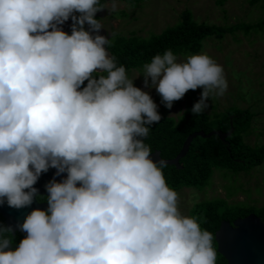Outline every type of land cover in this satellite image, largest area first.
<instances>
[{
  "label": "clouds",
  "instance_id": "9594fccd",
  "mask_svg": "<svg viewBox=\"0 0 264 264\" xmlns=\"http://www.w3.org/2000/svg\"><path fill=\"white\" fill-rule=\"evenodd\" d=\"M101 9L100 0H0V202L28 206L42 172L66 173L44 185L46 210L17 225L18 245L0 226V264H216L213 234L181 214L165 161L150 158L144 138L161 117L109 55L115 34H97ZM69 19L70 34L58 27ZM137 77L165 108L201 89L192 115L227 89L206 53L178 61L165 49Z\"/></svg>",
  "mask_w": 264,
  "mask_h": 264
},
{
  "label": "rangeland",
  "instance_id": "374dc122",
  "mask_svg": "<svg viewBox=\"0 0 264 264\" xmlns=\"http://www.w3.org/2000/svg\"><path fill=\"white\" fill-rule=\"evenodd\" d=\"M104 1L105 12L97 17L102 28L97 34L105 38L110 33L127 35L130 32L148 38L174 26L185 9L191 11L194 21L218 26L264 20V7H251L245 0H144L136 6L118 0ZM112 4L115 10L108 11ZM199 53H206L221 65L227 81L225 93L211 96L204 111L211 115L230 109H248L254 117L244 142L249 146L264 144V28L247 35L242 32L226 35L221 40L207 38ZM186 56H178L177 60L182 61ZM138 72L126 71L134 86L148 91L161 115L177 120L189 97L194 101L199 99L201 89L188 90L171 108H165L154 89L143 88ZM176 193L178 210L187 216H191L196 205L214 199H223L228 205L260 207L264 205V162L238 175L216 168L203 189L182 188Z\"/></svg>",
  "mask_w": 264,
  "mask_h": 264
},
{
  "label": "trees",
  "instance_id": "16d2710c",
  "mask_svg": "<svg viewBox=\"0 0 264 264\" xmlns=\"http://www.w3.org/2000/svg\"><path fill=\"white\" fill-rule=\"evenodd\" d=\"M118 1L136 6L144 0ZM245 1L251 7L258 5L264 7V0ZM100 4L103 5V2L100 1ZM263 28L264 20L254 24L239 23L230 26L198 23L193 20L191 11L185 9L179 14L178 22L174 26L165 28L159 34L148 38L140 37L134 32L127 35L115 34L106 47L109 55L115 58L118 65H123L126 71H139L153 55L162 54L165 49H171L177 57L195 54L202 50V44L207 38L221 40L226 35H234L237 32L247 35L250 31H261ZM65 32L70 34V30ZM83 86L82 84L81 87ZM195 102L189 97L177 120L160 114V121L150 126L149 134L144 138V143L152 150L151 154L158 152L161 159L172 160L179 154L189 135L198 132L205 135L195 136L191 140L186 153L178 161V167L174 165L163 167V176L170 188L175 191L182 188L203 189L216 168L238 175L247 173L264 162V144L249 146L244 142V137L249 135L253 113L248 109H230L211 115L205 111L199 115H192L189 110ZM213 131L226 136L224 139L217 135L207 136ZM40 197L45 196L37 197L39 202H46ZM251 214L264 223V205L260 207L228 205L223 199H214L196 205L191 211V217L197 220L201 228L211 232L213 237L222 221L231 224L234 220ZM0 226L5 227L1 216ZM10 235L12 247L18 245L24 238L18 232ZM213 247L216 249L214 239ZM216 264H226L218 252Z\"/></svg>",
  "mask_w": 264,
  "mask_h": 264
},
{
  "label": "water",
  "instance_id": "95a60500",
  "mask_svg": "<svg viewBox=\"0 0 264 264\" xmlns=\"http://www.w3.org/2000/svg\"><path fill=\"white\" fill-rule=\"evenodd\" d=\"M104 14V11L96 12L94 17H99ZM71 21L67 20L62 25H59L61 30L69 31ZM87 30V24L84 25ZM50 30V29H49ZM100 30L98 31V33ZM110 37H106L109 39ZM217 135L220 139H224L226 135L213 131L207 136ZM195 136L204 137L202 132L193 133L189 135L179 154L172 160H163L159 157L158 152L150 154V158L155 162L160 159L165 161V165H174L178 167L179 159L186 153L191 140ZM56 169L49 168L46 172H42L33 185L37 189L33 197L32 203L28 206L21 208L9 207L6 202H0V216L3 218L5 227L11 228V233L18 232L21 236L26 233L20 231L17 227L18 224L23 222L25 216L33 209L46 210V202H38V196H47L44 190V184L50 180L60 182L66 173L55 175ZM27 191V190H25ZM2 200V198H0ZM214 240L216 243L217 252L225 259L226 264H264V223L254 215H248L244 218H238L231 224L226 221L220 223L219 229L215 232Z\"/></svg>",
  "mask_w": 264,
  "mask_h": 264
},
{
  "label": "flooded vegetation",
  "instance_id": "af4514ba",
  "mask_svg": "<svg viewBox=\"0 0 264 264\" xmlns=\"http://www.w3.org/2000/svg\"><path fill=\"white\" fill-rule=\"evenodd\" d=\"M100 1H102L103 2V5L105 4V1L104 0H100ZM101 11H104V9H101L100 11H98V12H101ZM105 12V11H104ZM94 18H96L97 19V17H94ZM39 197V196H38ZM39 202V201H38Z\"/></svg>",
  "mask_w": 264,
  "mask_h": 264
}]
</instances>
